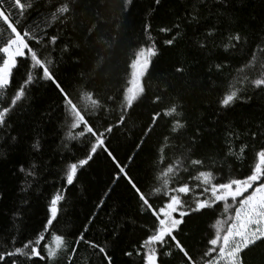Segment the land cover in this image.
I'll list each match as a JSON object with an SVG mask.
<instances>
[{
    "label": "snow or ice",
    "instance_id": "6c2138e0",
    "mask_svg": "<svg viewBox=\"0 0 264 264\" xmlns=\"http://www.w3.org/2000/svg\"><path fill=\"white\" fill-rule=\"evenodd\" d=\"M218 2L227 4V0ZM132 3L133 0H121V13H128ZM154 3L159 5L160 0ZM77 5L78 0H57L47 13H41L35 4L24 0H0V132L9 127L11 115L29 89L48 83L61 101L62 146L71 153L63 159L59 187L44 200L43 219L30 233L20 227L31 206L26 196L21 197L13 210L12 227L0 233V264H115V246L128 223L143 236L130 248L121 249L126 264H264V121L246 135L237 132L235 125H225L219 152L198 154L205 129L196 127L190 131L182 98L172 95L169 75L153 76L156 61L183 39V28L198 23L199 13L160 25L155 30L159 35L154 34L151 18L146 20L127 58L126 78L120 86L101 97L84 84L73 97L54 71L56 61L51 53L61 37L51 29L74 25ZM33 11L36 15H32ZM41 18L42 22H37ZM122 28L123 25L115 26L111 38H103L99 23L86 27L88 42L104 40L102 50L96 53L97 73L103 71L119 46ZM209 42L223 52L221 58L207 62L206 71L209 89L217 90L215 115L219 122V117L238 103L252 99L247 94L249 90L264 93V38L250 39L238 29L221 32L213 25L197 46L203 51ZM45 49L49 56L44 55ZM69 50L68 45L62 48L64 52ZM190 70L178 62L173 65V77ZM16 74L21 80L9 94ZM145 102L150 109L148 120L141 126L133 155L122 161L112 150L110 137L114 131L126 128ZM132 123L135 127L134 120ZM160 127L164 131L153 144L148 180L141 185L129 166L135 153L143 150ZM8 139L15 142L17 138L8 134ZM73 142L80 145L76 149L79 156L72 152ZM30 151L33 157L42 151L38 139ZM101 156L113 167L108 188L79 228L60 232L56 225L60 223L66 188L74 187L82 170ZM38 172L35 163L20 166V192L39 186ZM122 181L136 202L135 214L121 218L113 207L104 225L111 231L101 242L88 233L111 198L112 186ZM201 217H207L208 228L193 248L185 229L189 220Z\"/></svg>",
    "mask_w": 264,
    "mask_h": 264
},
{
    "label": "trees",
    "instance_id": "16d2710c",
    "mask_svg": "<svg viewBox=\"0 0 264 264\" xmlns=\"http://www.w3.org/2000/svg\"><path fill=\"white\" fill-rule=\"evenodd\" d=\"M25 3L35 4L41 13H47L50 6L57 0H24ZM121 0H78L76 20L66 28L55 27L51 31L61 37L51 55L55 57L54 71L73 95L76 96L80 88L87 84L101 97L106 92H114L121 81L125 79V66L128 56L134 49L142 24L151 18L154 34L162 24H170L180 18H190L199 13L198 23L188 24L182 29L183 39L171 48L164 51L156 61L153 69L154 77H162L165 73L172 80V95L182 98L189 129L196 127L205 129L204 140L198 149V154L209 153L216 155L222 144V130L225 125H235L239 133L247 134L255 130V126L264 121V93L254 94L252 90L248 95L252 99L247 103H238L234 109L219 117L217 122L216 100L217 90L209 89L207 84V62L222 57V49L213 47L209 42L208 48L200 50L197 41L201 40L206 30L213 25L221 32L225 29H238L246 33L250 39L264 38V0H227V4L218 0H133L130 10L122 14ZM32 15H36L33 11ZM126 16V19L124 18ZM42 22V18L40 21ZM100 24L99 35L111 38L115 26L123 25L119 32V46L106 63L103 71H94L97 51L102 50L104 40L99 43H90L86 39L85 29L90 24ZM68 45V52L62 51ZM49 56V50H44ZM51 58V57H49ZM184 63L191 70L183 76L173 77V65ZM21 80L16 74L13 87ZM223 86V85H221ZM148 103L138 107L132 120L126 128L118 129L111 135V148L122 161L133 155L138 142L141 126L148 120ZM163 123V122H161ZM215 131H211L212 129ZM163 127L157 128L153 139L144 145L143 150L136 152L134 162L129 166L131 175L141 185L146 184L152 163L153 144L159 138ZM8 134L15 136L16 141L8 139ZM63 126L62 107L58 92L48 83L41 82L32 86L26 98L11 115L10 125L0 132V233H5L12 227L13 210L19 206L21 197L26 196L31 203L20 227L31 232L43 219L44 200L53 194L59 187V175L65 166L63 159L71 155L69 150L62 146ZM39 140L42 151L33 154L30 146ZM75 148L72 152L76 156L79 144L73 142ZM35 163L38 172L39 186L27 193L20 192L21 174L18 169L21 165L27 167ZM113 167L110 161L103 156L91 162L79 175L75 186H68L65 191L66 200L60 214V223L56 225L60 232H71L79 228L90 215L97 201L103 196L110 184ZM110 199H107L104 208L99 211L94 225L88 235L104 242L111 227L106 230L108 214L116 207L121 218L134 216L135 200L125 182L113 185ZM207 217L189 220L185 229L191 236L188 240L190 247H197L200 238L208 228ZM143 233L134 229L131 223L122 230L119 241L115 246V264H126L127 258L121 254V249L130 248L141 240ZM81 256L84 253L81 252Z\"/></svg>",
    "mask_w": 264,
    "mask_h": 264
}]
</instances>
